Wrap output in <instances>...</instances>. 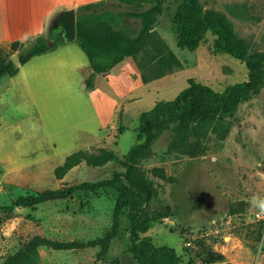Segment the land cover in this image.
<instances>
[{
    "label": "rangeland",
    "instance_id": "1",
    "mask_svg": "<svg viewBox=\"0 0 264 264\" xmlns=\"http://www.w3.org/2000/svg\"><path fill=\"white\" fill-rule=\"evenodd\" d=\"M180 1L163 0L154 30L182 63L181 69L156 77L163 68L154 66L153 51L147 49L132 64L127 63L129 58L107 76L97 75L94 90L85 87V70H71L59 79L31 72L14 83L10 76L1 78L0 93L8 90L6 100H0V206L64 183L112 178L124 165L94 167L83 162L63 179L56 177L55 168L80 148H108L124 160L140 143V114L158 100L173 99L191 79L216 91L247 79L244 62L214 51L211 32L195 49L178 46L174 17ZM156 2L108 0L93 8L143 10ZM198 3L205 16L229 22L251 53H264V0ZM123 23L136 31L140 18L126 16ZM73 43L86 61L85 52ZM6 53L18 59L17 52L0 41V57ZM140 61L145 62L143 68ZM142 72L155 78L144 83ZM219 115L216 124L198 132L182 131L179 115L162 121L154 117L149 142L135 150L137 166L155 189L150 210L169 206L174 214L162 215L142 236L174 247L180 264H264V220L256 218L260 209L253 203L254 198L264 200V84L233 112ZM154 167L163 168L164 177L155 176ZM116 198L114 189L101 188L12 212L0 209V263L34 235L82 241L101 237L112 226ZM128 225L125 213L120 232L103 256L99 246L70 250L41 246V264H139L129 251Z\"/></svg>",
    "mask_w": 264,
    "mask_h": 264
},
{
    "label": "trees",
    "instance_id": "2",
    "mask_svg": "<svg viewBox=\"0 0 264 264\" xmlns=\"http://www.w3.org/2000/svg\"><path fill=\"white\" fill-rule=\"evenodd\" d=\"M106 1L108 0L80 5L76 9L75 40L88 56L92 68V73L85 82L88 89L94 88V78L97 73H107L127 57L137 60L138 56L147 49L153 51L154 66L163 68L156 77L182 68V63L154 30V21L162 11L163 0H157L154 5L143 10L97 11L93 8L105 4ZM90 8L92 9L89 11ZM126 16L140 18L138 30L134 31L132 27L123 23ZM174 22L178 30L179 47L195 49L205 35L211 32L215 35L214 51L229 54L244 62L248 70L247 79L229 84L223 91H216L207 84L191 79L188 86L173 99L158 100L150 110L140 114L137 129V139L140 143L131 147L124 160L114 150L103 147L98 150L80 148L68 154L55 168V175L59 179H63L72 168L83 162L94 167H101L109 162H119L125 169L115 172L113 177L108 179L76 184L64 183L59 188L46 189L36 195H20L11 203L1 205L0 209L12 212L16 207H35L46 201L65 199L77 191L111 188L117 192L112 226L101 237L87 241L59 240L34 235L0 264H41L39 255L41 246L55 250L99 246V254L103 256L120 232L122 216L125 213L129 221L128 234L131 243L129 251L139 264H180V255L174 247L158 244L150 235L142 236L162 215H170L174 212L169 206L150 210L149 204L155 189L149 182L147 173L137 166L135 150L139 145L149 142L151 124L156 119L162 121L171 114H176L182 119V131L198 132L216 124L221 118L219 114L233 112L243 99L262 88L264 53H251L247 44L236 36L232 25L221 17L205 16L198 0H181L176 8ZM46 32L26 40L6 42L13 51L17 52L20 64L16 65L12 60L11 56L14 52L0 57V79L15 75L20 65L33 56L53 50L62 41L59 35L62 32L61 28L52 27ZM51 38L54 39L52 43ZM144 63L140 61V68H143ZM141 78L144 83H148L155 77L142 72ZM152 173L158 177H164L165 174L161 167H154Z\"/></svg>",
    "mask_w": 264,
    "mask_h": 264
},
{
    "label": "crops",
    "instance_id": "3",
    "mask_svg": "<svg viewBox=\"0 0 264 264\" xmlns=\"http://www.w3.org/2000/svg\"><path fill=\"white\" fill-rule=\"evenodd\" d=\"M97 1L101 0H0V41L26 40L44 33L47 30L48 22L50 21L53 25L54 20L62 10L74 9L76 11L80 5ZM59 28L61 27L56 29ZM62 33L63 31L59 33L62 41L53 50L33 56L26 63L20 65L19 71L10 76L12 82H16V78L18 80L26 78L27 72L34 73L40 78L59 79L70 74L71 70H85V74L89 76L92 73V68L88 56L85 61L84 55L73 45L76 40L65 41L62 38ZM129 58L131 59L127 63L132 64V57H127L118 64ZM111 70L107 73L96 74L92 90L96 87L95 79L97 75L107 76ZM6 90H8V87L2 89L0 100H6ZM0 105L2 104L0 103Z\"/></svg>",
    "mask_w": 264,
    "mask_h": 264
},
{
    "label": "water",
    "instance_id": "4",
    "mask_svg": "<svg viewBox=\"0 0 264 264\" xmlns=\"http://www.w3.org/2000/svg\"><path fill=\"white\" fill-rule=\"evenodd\" d=\"M53 27H61L63 40H74L76 38V11L74 9L62 10L54 20ZM50 40L54 41L53 38ZM12 59L16 64L19 63L15 56H12Z\"/></svg>",
    "mask_w": 264,
    "mask_h": 264
},
{
    "label": "clouds",
    "instance_id": "5",
    "mask_svg": "<svg viewBox=\"0 0 264 264\" xmlns=\"http://www.w3.org/2000/svg\"><path fill=\"white\" fill-rule=\"evenodd\" d=\"M253 203L259 207V209L261 210V212H264V200H260V201H256V199L254 198Z\"/></svg>",
    "mask_w": 264,
    "mask_h": 264
},
{
    "label": "built area",
    "instance_id": "6",
    "mask_svg": "<svg viewBox=\"0 0 264 264\" xmlns=\"http://www.w3.org/2000/svg\"><path fill=\"white\" fill-rule=\"evenodd\" d=\"M255 216L258 220H264V212H261V210L257 211Z\"/></svg>",
    "mask_w": 264,
    "mask_h": 264
}]
</instances>
